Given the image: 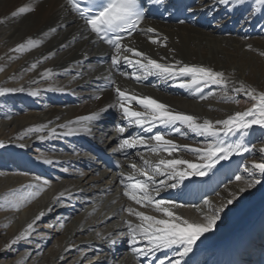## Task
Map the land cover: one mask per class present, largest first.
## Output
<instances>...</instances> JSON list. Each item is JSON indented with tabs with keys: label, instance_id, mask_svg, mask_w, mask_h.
<instances>
[{
	"label": "bare ground",
	"instance_id": "1",
	"mask_svg": "<svg viewBox=\"0 0 264 264\" xmlns=\"http://www.w3.org/2000/svg\"><path fill=\"white\" fill-rule=\"evenodd\" d=\"M147 2L143 23L132 37L120 43V63L114 65L115 48L103 47L90 34L70 9L68 0H0V89L8 90L0 95V103L6 108L5 113L0 111L6 118L0 123V156L6 160L0 161V169L11 171L0 172V264H87L92 260L93 264H175L177 260L181 264L192 250L198 251L199 264L215 257L224 258V264H264V176L252 168L253 162H264V153L260 152L264 147V128L253 125L243 135L227 136V144L242 143L250 150L220 160L207 175H189L177 183L179 178H168L170 170L163 176L154 174L144 161L153 166L162 159L173 158L196 164L206 162L184 148L171 156L159 151L163 156H158L159 152L151 150L155 141L149 138L160 132L177 145L201 148L213 139L196 135L179 124L181 133L158 122L152 132L145 131L147 124L144 128L129 124L118 106L116 93L118 87L130 95L150 97L167 105L171 112L196 117L197 123H215L247 111L240 107L248 106L251 98L236 92L234 86L244 84L264 92V19H259L264 3ZM175 2H187L183 18L177 23L170 19L176 10ZM21 8L32 10L13 16ZM244 16L247 21L242 22ZM147 28L155 32L148 33ZM153 39L158 43H152ZM29 40L35 43L29 45ZM20 44H25L22 52L12 51ZM124 48L141 51L158 63L175 65L176 69L183 65L211 68L223 72L229 83L227 87L211 83L180 87L181 83L189 84L191 77L146 75L139 65H130L123 57L146 61L124 52ZM46 71L50 73L47 76ZM16 89L23 91H12ZM251 102L246 108L253 106L254 101ZM125 105L134 111H146L134 100ZM29 107L40 111L19 115ZM95 114H99V120L81 119ZM99 124L103 128H98ZM121 128L123 132L119 131ZM135 138H144L147 146L121 147L123 140ZM35 146L39 148L37 154L27 156ZM95 151L116 158L121 172L102 165ZM251 153L258 157L252 159ZM8 162L17 164L16 172ZM179 167L191 172L186 165ZM143 172L152 176V181ZM249 173L261 182L249 187L248 182L253 179ZM234 175L243 179L228 184ZM135 181L147 182L155 200L171 201L163 207L190 222H203L202 215L210 214L209 209L218 212L213 230L196 241L187 257L177 254L183 251L178 246L157 249L148 255L133 253L128 224L136 226L141 222L127 209L166 218L151 205L141 207L124 195L125 185ZM173 183L177 187L167 186ZM155 186L160 187L159 193H155ZM40 188L44 190L39 196L29 195ZM217 192L220 198H215ZM15 205H19V210ZM81 209L86 213L74 214ZM56 210L63 214L58 223L57 217H52ZM41 212L44 216L35 223L44 221L57 226L34 228L26 239L12 245L11 241ZM37 229L53 233L47 237H61L44 250V243L35 240ZM137 247L146 249V241L141 240ZM234 248L242 251L226 255ZM73 252L77 257L67 261Z\"/></svg>",
	"mask_w": 264,
	"mask_h": 264
},
{
	"label": "snow or ice",
	"instance_id": "2",
	"mask_svg": "<svg viewBox=\"0 0 264 264\" xmlns=\"http://www.w3.org/2000/svg\"><path fill=\"white\" fill-rule=\"evenodd\" d=\"M91 7L79 6L80 0H68V3L72 6L73 10L78 13V15L85 20L86 24L90 26L91 32L95 33L97 37L105 39L107 43L113 45L117 55L112 58V63L114 65L120 63V53H121V36L119 33L128 32L131 35L139 26L143 23L144 12L139 0H98L97 3L93 4V0H87ZM157 2H162V0H157ZM264 3V0H260ZM219 3L223 5H228L230 0H219ZM31 8H21L18 13H13V16L24 13L26 11H31ZM91 13V14H90ZM148 33H154L155 29L147 28L145 30ZM114 34L115 39H109V34ZM32 40L28 41L29 45L34 44ZM152 43H158L156 39L152 40ZM25 49V44H20L16 48L12 49L14 52H22ZM124 52L131 53L134 57H140L146 63H141L140 59L135 61L124 56V60L130 65H139L140 68L146 75H160L165 78L176 77V76H189L191 81L189 84L181 83L180 87H191L194 85H199L201 83H211L218 86L227 87L228 79L225 77L223 72L213 71L211 68L205 67H195L183 65L176 69L175 65H164L158 63L156 60L149 58L146 54L141 51H137L133 48H124ZM264 55V53H262ZM35 67V65H33ZM174 69H176L174 71ZM0 71H3L0 68ZM49 72H45L44 75H49ZM139 79V77H137ZM236 92H244L248 97L254 101V104L245 112H238L228 119L219 120L215 123L204 120L203 123H197V118L192 115H187L183 113H174L169 111L168 106L150 97H137L134 94L127 93L126 90H121L116 88L117 93V103L120 109H122L123 116L128 120L129 124L135 123V125L144 128L147 124L148 127L145 131L152 132V129L157 126V122L167 128H174L175 132L181 133V128L177 126L183 125L190 132L195 133L199 136L211 137L213 139L212 143L207 144L204 148L201 147H191L189 145H177L171 139H166L164 133L157 132L153 134L149 139L155 141V146L152 147L153 152L164 151L171 156L174 152H178L181 148L197 155L198 159L205 161L203 164L191 163L186 159L173 158L170 160H160L159 164L153 166L149 161L145 160L144 164L150 167L154 174L165 175L166 170L169 179H176L177 183L182 182L189 175L192 176H204L222 159H228L231 155L242 154L243 152L249 151V149L242 143L227 144L223 137L229 135H236L251 129L253 125H258L264 128V92H257L254 88H248L244 84H241L238 88L234 86ZM8 91L5 89H0V95ZM12 91H23V89H16ZM99 98V97H97ZM136 101L137 104L142 105L146 111H134L130 109V106H126L125 102L130 105L131 101ZM113 105H110L112 107ZM86 121L99 120V114L87 116L81 118ZM219 126V127H218ZM63 127V126H62ZM29 131H39V129H30ZM123 132V128L119 129ZM137 144L147 146L148 141L144 138H135L133 140L125 139L123 140L121 147H135ZM0 147H3L0 144ZM260 152L264 153V147L260 148ZM186 165L187 170H182L179 166ZM135 168V165H132ZM252 168L259 172L261 176H264V162H253ZM147 177L148 181H152L153 177L148 175L147 172L142 173ZM253 176V179L248 182L249 187L253 184H259L261 181L258 178H254V173H249ZM131 180L132 178L129 177ZM235 179L240 181L243 179L241 176H236ZM164 181H161L163 184ZM177 183L167 185L169 187H177ZM47 185L48 181H44ZM30 187H36L32 185ZM124 195L128 197L129 200L134 201L141 207H146L151 205L156 212L162 213L166 218L159 219L151 215H146L143 212L135 211L132 208H128L127 211L129 215H134L141 223L133 226L131 223L128 224L130 244L132 246L133 253L137 255H148L157 249L161 248H172L173 246L182 247L183 251H178L177 254L181 257L187 255L191 250L192 246L196 241L205 233L213 230L217 219L219 218L218 212H213L209 209L210 214L202 215L203 222H190L188 219L182 218L180 215L174 214L168 208L163 207L166 204H171V201L164 199L155 200L149 194V184L145 181H135L131 184L125 185ZM44 189L40 188L39 191L34 193H29L32 198L40 195ZM154 190L156 192L160 191L159 186H155ZM142 194V195H141ZM63 193L61 194V196ZM23 200L24 197H21ZM205 201V204H208ZM229 204L232 200L228 201ZM16 209L19 210V205H15ZM183 207V205H180ZM44 212H41L36 216L32 223H29L25 230L16 236L11 244L15 245L18 241L26 239L28 234L34 230V224L39 221L43 216ZM146 241L147 248L137 247L140 241ZM163 264V262H161ZM175 264H180L177 260Z\"/></svg>",
	"mask_w": 264,
	"mask_h": 264
},
{
	"label": "rangeland",
	"instance_id": "3",
	"mask_svg": "<svg viewBox=\"0 0 264 264\" xmlns=\"http://www.w3.org/2000/svg\"><path fill=\"white\" fill-rule=\"evenodd\" d=\"M249 10V9H248ZM252 11H254V10H251V12ZM253 13V12H252ZM263 16H260V20H262V19H264V13L262 14ZM247 16H244V17H242V22L243 21H247V18H246ZM138 35V34H137ZM216 94H218V91L217 90H215L214 91ZM233 95V98H236V99H238V100H241L240 98H239V95H236V94H232ZM252 101V100H251ZM250 101V103H248V106H250L251 104H252V102ZM45 104H47V102L45 103ZM0 111H2V112H4L5 113V111H6V108H4V105H3V103H0ZM247 106V104L246 105H242L241 107H240V109H242V110H247V109H249V108H246V107H248ZM11 107L13 108L14 107V105H11ZM30 111H33V112H39L40 110L39 109H34V108H24V110L19 114V115H21V116H24V115H26V114H29V112ZM2 112H0V123L1 122H5L6 121V118H5V115H3L2 114ZM102 123V122H101ZM98 128H103V124H99L98 126H97ZM130 138V137H129ZM223 139L224 140H226V137H223ZM203 148V147H202ZM248 149L250 150V147H248ZM32 150H35L36 152H33ZM37 151H39V148H38V146H35V148L34 147H32L31 148V151H29V152H27V156L28 155H30V156H35L36 154H37ZM94 152V151H93ZM93 154V153H92ZM91 154V155H92ZM158 154V156H163V154L162 153H157ZM252 154V153H251ZM253 156H251V158L253 159V158H257L258 156L257 155H255V154H252ZM1 157V156H0ZM127 160V159H126ZM0 161L1 162H6V160H5V158H3V157H1L0 158ZM101 163H102V165H104L105 167H106V165L101 161V160H99ZM199 163H203V162H199ZM7 165H11L10 166V168H12V169H15V170H13V172H16V165H14V162H8L7 163ZM140 168V167H139ZM7 169V168H6ZM109 169V168H108ZM143 169V168H142ZM110 170V169H109ZM144 170V169H143ZM142 170V171H143ZM0 172L1 173H4V172H11L10 170H1L0 169ZM18 173V172H17ZM236 176H238V175H234L233 177H232V179H231V181L228 183V184H231V183H236L237 182V180L235 179V177ZM155 193H159V192H155ZM218 193V192H217ZM217 193H215V195L217 194ZM219 195H217L215 198H220V192L218 193ZM63 206H60V208H62ZM86 213V210L85 209H81V210H79L77 213H74L75 215H77V214H80V213ZM74 215V216H75ZM63 217V214L61 213V210H56V211H54L53 212V214H52V217L54 218L55 217V219H56V217H57V223L62 219V217ZM99 216V214L97 215V217ZM121 220H122V218H121ZM67 222V221H66ZM69 222V221H68ZM55 226H57V224H55ZM55 226H50L49 225V222H44V221H42V222H38V223H35L34 224V228H41V227H49V228H51V229H53L52 227H55ZM49 234H53V233H51V231H46V230H41V229H37V231H35V234L34 235H37V238L35 239V240H39V241H42V243H44V250L45 249H48L50 246H51V244L53 243V241H54V239L55 238H60L61 237V235H57V236H55V237H52V235H51V237H47ZM33 241V240H32ZM76 241V240H75ZM75 241H73L74 243L73 244H75V246H77V243L75 242ZM52 242V243H51ZM228 249V248H227ZM117 250H118V246L116 247L115 246V252H117ZM242 251V249H240V248H234V249H230L228 252H226V255H231L233 252H241ZM12 255H15V253H13ZM12 255L10 256V257H12ZM77 257V253L76 252H73L72 254H71V258L70 259H68L67 261H70L72 258H76ZM117 257V256H116ZM93 260L91 261V263H87V264H93ZM80 264H84V261H81L80 262Z\"/></svg>",
	"mask_w": 264,
	"mask_h": 264
}]
</instances>
